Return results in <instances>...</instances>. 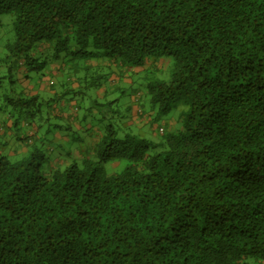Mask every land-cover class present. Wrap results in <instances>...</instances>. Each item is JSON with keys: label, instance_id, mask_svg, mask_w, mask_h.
<instances>
[{"label": "trees", "instance_id": "obj_1", "mask_svg": "<svg viewBox=\"0 0 264 264\" xmlns=\"http://www.w3.org/2000/svg\"><path fill=\"white\" fill-rule=\"evenodd\" d=\"M7 13L0 132L22 146L0 151V264H264V0H0ZM80 95L108 123L85 126ZM180 107L160 140L131 130Z\"/></svg>", "mask_w": 264, "mask_h": 264}, {"label": "rangeland", "instance_id": "obj_2", "mask_svg": "<svg viewBox=\"0 0 264 264\" xmlns=\"http://www.w3.org/2000/svg\"><path fill=\"white\" fill-rule=\"evenodd\" d=\"M15 16L13 13H7V14H3L0 15V54L6 53L7 49L5 48L6 44L11 41L14 38V31H13V22H14ZM154 62V59H151V64ZM160 62H169L172 65V58L171 57H164L161 59H158L157 61V65ZM156 65V66H157ZM159 67V68H158ZM157 68L160 70V74L163 73L165 74L167 77L170 75L171 73V67L168 66L167 67H160L158 66ZM166 68V69H165ZM3 72H5V68L3 69ZM138 77H133V80L136 82V86H138V84H140L141 82H139V80H137ZM57 79V77H56ZM37 81V80H36ZM126 85V89H125V94L121 97V101H120V105L119 108H117L118 110L121 111V114L126 115L127 117L131 116V113L136 112L135 109V105L136 103V99L135 96H132V89L129 83H124ZM32 86V85H31ZM135 86V87H136ZM134 87V88H135ZM6 88H9L8 86H6ZM142 88V87H140ZM58 89H60V87H58ZM143 88H142V92H143ZM48 96H50L48 94ZM115 96V95H113ZM81 97V95H80ZM76 100L79 101V106H81L80 110L78 111V115L83 119V117L85 118L84 120V125L88 126L89 124H93V125H97L100 123L106 124L108 123V120L110 118L111 115H109V113L104 112V113H98L97 111L95 112V114H90L88 113V110L86 109V105L92 104L93 105V101H91L90 99L85 100L83 97L81 98H77ZM46 109H49V104L53 105L56 104V102H59L58 100L56 101H51L50 99H46ZM72 106H74L73 104H71ZM132 107V109H131ZM116 109V108H115ZM45 110V107H44ZM184 110L183 107L177 108L174 111H172L170 114L168 115H164V116H156V114H154L152 116V118H150L151 120L146 121V123L144 124L143 128H140L138 125L136 127V124H134L133 128L131 129L133 132L135 131V133H138L142 136H146L149 137L153 140H160L163 137L172 134L174 132H177L178 130L182 129L183 127V121H182V115L181 112ZM1 116V115H0ZM4 118V115H2ZM46 116V114H45ZM104 117L103 121L101 122L100 119ZM47 118V117H46ZM128 120V118L126 119ZM87 123V124H85ZM130 125V122H125L124 123V127L128 128ZM132 127V126H130ZM159 128H163L165 131L163 134H161L159 132ZM75 129L72 128L70 130L69 133V140H71L73 138V136H75ZM78 132V131H77ZM68 133H66L67 135ZM55 136L57 135H53L50 136L48 135L47 139H43V143L39 144L42 148L46 149V148H56L55 144L56 143H51L49 142V140H51L52 142L54 140L58 141L57 138H55ZM61 141L65 140V138H60ZM55 142V141H54ZM72 142V141H71ZM74 142H72L73 144ZM73 145L70 144L69 142H63V148L67 150H70V148ZM69 148V149H67ZM68 152V151H67ZM52 155H49V163L45 164V170L49 169V165H51V163L56 160L53 157H51Z\"/></svg>", "mask_w": 264, "mask_h": 264}, {"label": "crops", "instance_id": "obj_3", "mask_svg": "<svg viewBox=\"0 0 264 264\" xmlns=\"http://www.w3.org/2000/svg\"><path fill=\"white\" fill-rule=\"evenodd\" d=\"M1 125V123H0ZM16 135L11 134V133H5L3 131L0 132V144L5 146H1L0 145V151H6L9 150V153L11 155H16L15 149L17 147L21 148L22 144H20L19 142L16 141Z\"/></svg>", "mask_w": 264, "mask_h": 264}]
</instances>
